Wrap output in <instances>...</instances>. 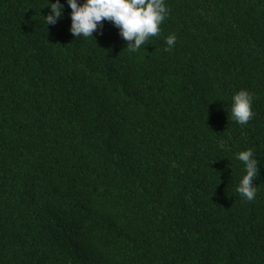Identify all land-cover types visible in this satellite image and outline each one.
Wrapping results in <instances>:
<instances>
[{"label":"trees","instance_id":"16d2710c","mask_svg":"<svg viewBox=\"0 0 264 264\" xmlns=\"http://www.w3.org/2000/svg\"><path fill=\"white\" fill-rule=\"evenodd\" d=\"M0 264H264V0H0Z\"/></svg>","mask_w":264,"mask_h":264}]
</instances>
